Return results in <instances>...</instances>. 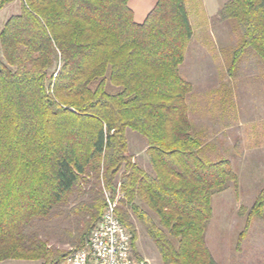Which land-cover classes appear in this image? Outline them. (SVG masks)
Here are the masks:
<instances>
[{"label":"trees","instance_id":"trees-1","mask_svg":"<svg viewBox=\"0 0 264 264\" xmlns=\"http://www.w3.org/2000/svg\"><path fill=\"white\" fill-rule=\"evenodd\" d=\"M218 17L234 22V58L252 51L264 65V0H228ZM193 32L185 0H157L142 23L129 0H22L0 30V261L62 264L86 246L105 191L120 190L116 212L141 264L136 222L163 264H220L207 227L214 196L238 177L189 116L181 66ZM129 130L145 139L149 169ZM61 217L74 222L72 251L50 243ZM255 218L264 185L246 227Z\"/></svg>","mask_w":264,"mask_h":264},{"label":"rangeland","instance_id":"rangeland-1","mask_svg":"<svg viewBox=\"0 0 264 264\" xmlns=\"http://www.w3.org/2000/svg\"><path fill=\"white\" fill-rule=\"evenodd\" d=\"M21 4L22 0H16L0 10V30L20 12ZM237 42L234 22L212 18L211 29H198L192 37L181 73L193 85L188 97L189 116L209 144L210 157L229 160L238 177L237 183L229 182L228 189L213 198L207 244L220 264H264V218H255L246 227L248 208L264 185V65L252 51L234 58ZM231 62L235 66L229 70ZM128 137L131 154L144 152L147 144L142 136L129 130ZM120 199L119 190L114 199L117 207ZM73 223L64 217L50 222L51 245L72 251V237L65 229L73 231ZM136 226L137 250L144 263L163 264L142 226L138 222ZM0 264L40 261L9 259ZM62 264H67L66 259ZM137 264H141L138 259Z\"/></svg>","mask_w":264,"mask_h":264},{"label":"built area","instance_id":"built-area-1","mask_svg":"<svg viewBox=\"0 0 264 264\" xmlns=\"http://www.w3.org/2000/svg\"><path fill=\"white\" fill-rule=\"evenodd\" d=\"M106 208L85 247L73 251L67 264H137L132 235L119 219L117 201L105 191Z\"/></svg>","mask_w":264,"mask_h":264},{"label":"crops","instance_id":"crops-1","mask_svg":"<svg viewBox=\"0 0 264 264\" xmlns=\"http://www.w3.org/2000/svg\"><path fill=\"white\" fill-rule=\"evenodd\" d=\"M227 1L228 0H185L189 19L194 31L193 36L198 29L209 30L212 28V18L218 16L220 9ZM156 4L157 0H129V6L133 10L134 19L138 23L145 21ZM200 7L201 10H198ZM128 140L130 146L131 140L129 137ZM142 140L143 142H146L143 137ZM146 148H144V152L136 153L134 156V159L136 160L137 157L138 162L145 168L149 166V161L145 153Z\"/></svg>","mask_w":264,"mask_h":264},{"label":"water","instance_id":"water-1","mask_svg":"<svg viewBox=\"0 0 264 264\" xmlns=\"http://www.w3.org/2000/svg\"><path fill=\"white\" fill-rule=\"evenodd\" d=\"M144 262H142V264H143Z\"/></svg>","mask_w":264,"mask_h":264}]
</instances>
